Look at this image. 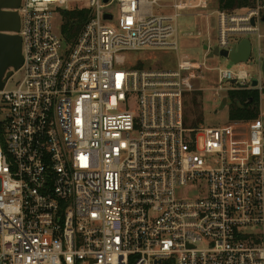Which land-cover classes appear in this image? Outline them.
<instances>
[{"label":"built area","instance_id":"built-area-1","mask_svg":"<svg viewBox=\"0 0 264 264\" xmlns=\"http://www.w3.org/2000/svg\"><path fill=\"white\" fill-rule=\"evenodd\" d=\"M212 3L22 0V79L0 91V264H264L263 114L186 121L193 92L223 98L239 82L263 96L262 75L251 87L208 54L258 32L264 0ZM75 8L87 20L68 43L62 11ZM213 14L217 42L180 54V17L210 36ZM208 72L217 85L196 88Z\"/></svg>","mask_w":264,"mask_h":264},{"label":"rangeland","instance_id":"rangeland-1","mask_svg":"<svg viewBox=\"0 0 264 264\" xmlns=\"http://www.w3.org/2000/svg\"><path fill=\"white\" fill-rule=\"evenodd\" d=\"M212 5L216 7V0H213ZM256 6V4H255ZM157 10V8H156ZM212 11V10H211ZM243 9L236 10V13L243 12ZM264 14V7L260 9L259 16H257L256 25L258 26L259 31L255 33H249L246 37H249L252 41V57L251 59L244 64H234L228 58L224 56H214L208 58V63L212 67L223 68V69H232L239 71L241 69L247 70L251 76L260 77L261 73V64L264 62V21L261 20ZM211 34L209 36L206 26L203 24V20L200 18L195 19L192 16L184 15L180 17V37H179V48L180 54H188L191 57L202 59L204 55L203 45L207 39H210L211 42L216 43L218 40V17L216 14H213L211 17ZM244 36H237L236 39L240 40ZM178 56L173 53L171 55H166L159 61L154 63L156 67H168L174 66L177 63ZM139 66H152L151 62L146 64L140 63ZM205 80H196L194 81V86L196 88H208L215 87L217 85L218 73L208 72L205 76ZM263 77V76H261ZM22 79V70H14L12 76L9 78L6 87L12 88L15 87L18 82ZM263 87H264V79ZM193 94H188L186 112H188L189 118L197 117V111L202 112V123L209 127H219L223 124L229 122V106L220 108L222 99L228 95L224 93V97L213 95L212 92H199L197 101L200 102L198 109L193 103ZM260 114L264 116V94L260 95Z\"/></svg>","mask_w":264,"mask_h":264},{"label":"water","instance_id":"water-1","mask_svg":"<svg viewBox=\"0 0 264 264\" xmlns=\"http://www.w3.org/2000/svg\"><path fill=\"white\" fill-rule=\"evenodd\" d=\"M107 2L108 0H104ZM22 0H0V91L4 89L7 80L12 76L14 70L21 68L23 64V42L19 34L21 28V17L19 8ZM106 17H111L106 14ZM264 21V14L261 18ZM251 23L256 24V19L252 18ZM207 42L204 50H208ZM224 56L234 64L247 63L252 57V41L249 37H243L232 49H220L214 47L208 54V57ZM261 75L264 79V62L261 64ZM232 80V83H236ZM259 78L253 77L251 87L258 85ZM243 89H248V84L237 82ZM233 103L231 97L222 99L220 108L230 106Z\"/></svg>","mask_w":264,"mask_h":264},{"label":"trees","instance_id":"trees-1","mask_svg":"<svg viewBox=\"0 0 264 264\" xmlns=\"http://www.w3.org/2000/svg\"><path fill=\"white\" fill-rule=\"evenodd\" d=\"M256 0H216V7L219 10L226 12H234L240 9L254 7ZM62 26L61 31L66 42H72L77 36L79 30L87 20V10L75 8L72 10L62 11ZM193 103L198 109L200 102L197 101L196 95L199 92H193ZM229 97L233 99V103L229 106L230 120H247L254 119L260 115V94L256 89H239L229 93ZM187 106V102H186ZM197 117L189 118L186 112V121L190 125H195L202 121V112L197 111Z\"/></svg>","mask_w":264,"mask_h":264},{"label":"crops","instance_id":"crops-1","mask_svg":"<svg viewBox=\"0 0 264 264\" xmlns=\"http://www.w3.org/2000/svg\"><path fill=\"white\" fill-rule=\"evenodd\" d=\"M216 6V5H215ZM247 35H245L244 37H246Z\"/></svg>","mask_w":264,"mask_h":264}]
</instances>
